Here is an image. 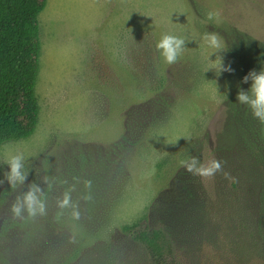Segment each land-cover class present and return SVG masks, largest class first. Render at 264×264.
Wrapping results in <instances>:
<instances>
[{
	"label": "rangeland",
	"instance_id": "1",
	"mask_svg": "<svg viewBox=\"0 0 264 264\" xmlns=\"http://www.w3.org/2000/svg\"><path fill=\"white\" fill-rule=\"evenodd\" d=\"M38 18L39 122L0 146V179L17 152L28 170L25 185H0V223L28 184L52 195L75 184V264H154L122 230L143 216L171 234L178 264H264V203L250 196L264 124L237 100L242 78L264 70V0H47ZM205 32L226 48L211 53ZM164 34L186 39L172 65L156 48ZM217 55L234 71L218 74ZM192 156L223 171L193 175L180 165Z\"/></svg>",
	"mask_w": 264,
	"mask_h": 264
},
{
	"label": "trees",
	"instance_id": "2",
	"mask_svg": "<svg viewBox=\"0 0 264 264\" xmlns=\"http://www.w3.org/2000/svg\"><path fill=\"white\" fill-rule=\"evenodd\" d=\"M47 0H0V146L31 136L40 106L35 86L40 70L39 14ZM108 159L102 168H107ZM250 186L253 203H264V173ZM46 193L47 214L24 219L12 216L0 223V264H75L79 242L72 233L70 209L57 207L62 194ZM141 244L154 264H178L171 234L152 227L147 216L122 226Z\"/></svg>",
	"mask_w": 264,
	"mask_h": 264
},
{
	"label": "clouds",
	"instance_id": "3",
	"mask_svg": "<svg viewBox=\"0 0 264 264\" xmlns=\"http://www.w3.org/2000/svg\"><path fill=\"white\" fill-rule=\"evenodd\" d=\"M207 21H212L216 24L221 22V14L218 11H208L205 13ZM207 46L212 49L211 53H219L224 50V46L220 36L215 32H205L202 36ZM186 39L180 36L172 34H164L157 42L156 48L163 57L165 63L168 65L175 64L186 48ZM210 53V54H211ZM218 60V67L216 64L212 66L217 73L220 72H233L234 70L230 65H224L221 62V57ZM250 83V88L245 91L240 89L237 93V100L240 104L246 105L251 109L252 115L259 120L261 124H264V70L259 72L255 70L249 71L247 75L242 78L243 83ZM189 139L190 137H185ZM166 143H174L173 141L166 140ZM25 155L22 152L9 155L3 162L10 166V171H5L3 178L0 179V185L7 182L11 188L15 189L18 185H25L28 170H25ZM180 165L185 170L193 175L199 176L202 179H208L214 177L218 172L223 171V164L217 159H211L207 163H201L196 157L192 156L188 159L181 160ZM227 176V173H224ZM43 182L46 183L48 188H51V184L48 182V177L45 176ZM77 182H79L77 180ZM62 183H67L63 181ZM83 185L88 190L81 198L85 201H90L92 181L85 179ZM76 190V185L72 184L67 188L62 198L57 199V207L60 209L59 215L63 214V210L70 209V215L72 219H80L79 204L72 199L71 193ZM11 213L14 217L24 219L25 215L29 218H35L37 216H44L47 214L46 193L35 182L28 184L27 190L22 195L16 197L15 202L11 205Z\"/></svg>",
	"mask_w": 264,
	"mask_h": 264
}]
</instances>
